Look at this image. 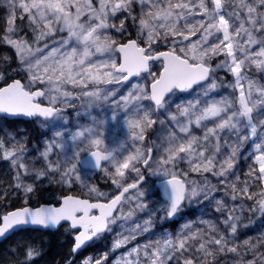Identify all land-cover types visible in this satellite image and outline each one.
<instances>
[{
    "label": "snow or ice",
    "instance_id": "obj_1",
    "mask_svg": "<svg viewBox=\"0 0 264 264\" xmlns=\"http://www.w3.org/2000/svg\"><path fill=\"white\" fill-rule=\"evenodd\" d=\"M8 5L0 42L14 49L24 77L23 82L13 77L0 86V114L57 120L65 111L63 105L71 106L70 100L82 96L93 104L109 101L115 106L109 118L116 120L115 113L121 114L126 139L132 143L106 144L100 121L96 127H78L71 133L55 130L43 149L36 150L35 159L26 163L27 141L21 143L8 132L13 142L6 145L0 138V156L15 169L12 187L22 193L24 206L0 211V238L16 229H50L70 222L69 228L79 231L65 264H77L75 257L88 242L111 233L118 220L131 218V211L127 215L121 211L130 189L136 192V206L147 210L142 185L148 173L161 178L166 199L159 209L149 211L148 219L125 229L127 235L115 233L118 238L109 251L124 247L126 255L114 256L112 264H219L217 256L225 254H232L236 264H264V242L257 246L239 236L245 211L264 214V84L248 75L254 67L264 79V0H8ZM18 18H27L34 44L56 33L61 37L44 42L35 49L40 55H35L28 39L20 36ZM156 61L162 65L158 72L152 70ZM218 70L230 73L232 82L218 84ZM142 74V83L131 81ZM5 77L0 71V81ZM122 82H129L124 93L104 87ZM194 85L201 89L196 99L173 101L177 92H188ZM221 87L231 88V94L212 96ZM154 125L167 134L159 143H145ZM69 140L73 149L67 146ZM246 144L254 151L242 179L237 164L245 159ZM182 162L188 170L177 171ZM84 167L105 172L111 168L118 194L106 203L65 195L59 207L28 206V198L44 180L69 188L83 184L89 193L103 196L82 180ZM189 171L210 173L216 184L207 177L203 186L186 182ZM132 173L135 182L129 183L124 178ZM29 178L31 183L26 182ZM217 192L227 198L215 199V211L221 214L218 222L201 221L206 229L185 223L175 235L166 233L127 247L151 230L156 210L171 219L191 198L213 200ZM93 209L97 215L91 214ZM10 252L15 264H37L43 255L34 244H21ZM79 264H109L108 253L83 256Z\"/></svg>",
    "mask_w": 264,
    "mask_h": 264
},
{
    "label": "rangeland",
    "instance_id": "obj_2",
    "mask_svg": "<svg viewBox=\"0 0 264 264\" xmlns=\"http://www.w3.org/2000/svg\"><path fill=\"white\" fill-rule=\"evenodd\" d=\"M0 10L2 11V15H0V19L6 25V18L8 17V12H9L8 0H0ZM17 15L19 16V13H17ZM125 27H127L126 24ZM132 32H134V29H132ZM112 35L115 37L116 33L113 32ZM54 36H55L54 39H52L49 42V44H51L53 40H59L61 34L59 33L58 35H54ZM193 39H195V37H193ZM161 50H164L163 47L161 48ZM32 53L35 55H40V53H36V52H32ZM220 59H223V57H221ZM215 65H216V60L214 59L212 61V66L215 67ZM161 68L162 65L159 61L154 62L152 65L153 71L158 72ZM19 71H20V76L24 75V72L22 70ZM144 75L145 74H142L140 78H134L131 81L134 83L137 82L142 83ZM248 75L252 76L258 83L264 84V79H261L260 75L255 71L254 67L253 70L248 73ZM216 80L218 84L223 82L225 85H228L232 82L233 77L230 73H227L225 70H218L216 73ZM128 83L129 82H122L120 85L114 84V85H107L104 87L116 88L119 90L117 93L119 94L125 92V89L128 87ZM73 91L78 92L79 89H74ZM200 92H201L200 87L196 85L192 90L188 92H177L173 96V101H179L183 103L188 99H196L199 96ZM231 92H232L231 88L221 87L218 89L217 92L212 93V96L218 99L221 94L230 95ZM44 103L47 104L48 101L45 100ZM69 103L71 106H69V104L63 105L65 111L61 119L45 121L40 118H35L33 120V124L41 129L39 132V137H35L32 134L30 128L17 125L16 127H9V128L0 126V138H3L6 145H10L13 141L9 139L7 133L11 132L15 140L20 141L21 143L27 141V143L25 144V148L28 151V155L25 156L24 158L26 163L30 162V160L32 159H35L36 150L43 149L45 142L53 138L55 130H64L66 131V133H71L76 131L78 127H96L100 121H103V125L102 127H100L99 130L104 133V139L106 144H108L111 147H116V145L122 141L129 145L132 143L130 138L126 139L127 133L120 120L121 114L117 111L115 113L117 116L116 120H111L109 118L110 115L113 114V108L115 107L109 101L96 102L95 104H93L90 101V104L87 107L80 100L79 97L76 100H70ZM75 107H78L80 112L74 109V113L76 114V117L72 120H69L68 117L69 111L71 108H75ZM173 111L174 112L176 111L174 107H173ZM254 118H255V112H254ZM94 121L96 123H94ZM166 124H167V120H166ZM166 134H167L166 131L164 132L161 131L160 126L154 125L146 133L145 143H151L153 141L159 143L160 140L163 139V136ZM196 134L200 135L201 131L197 129ZM67 146L69 149H73L75 147V145L70 140L67 141ZM116 150L119 152L121 148L117 147ZM252 151H254V148H249L248 145L246 144L245 152L242 153V155L245 156V159L240 160V162L237 164V168L239 169V174L242 179L244 173L248 170L249 164L251 163ZM68 154H71V152L69 151ZM4 161H5L3 162L4 170L3 172H0V197L2 198L6 195L7 189H11L12 187L13 184L12 179L14 180V171H15L10 160L4 158ZM40 166H41L40 163L37 161L36 167L39 168ZM180 169L188 170V165L182 162L178 165L177 171H179ZM111 172H112L111 168H108L107 172L101 171L99 169L94 171L83 168L81 175H82V180L84 182H86L89 185H93L97 179L112 183L110 178ZM145 175L148 178L146 179L145 183L142 185V189L146 193L144 201L147 203V210L142 211L140 208L136 206V202H135L136 192L135 190H132V192L133 191L134 192L133 193L130 192L131 194L128 193L129 196L127 197V205L122 211L125 215H127V213L131 211L132 212L131 218H129L127 221L118 220L117 226L113 227V231L111 233L105 232L99 237L95 238L94 243L88 248L87 251H85L81 255L80 260L83 258V256L96 257L101 253H108V262L109 264H112L114 256L117 259H119V257L122 254L126 255L124 247H121L116 252L109 251L114 240L118 238L115 235V233L124 232V234L127 235L128 233L127 231H125V229H131L135 223L141 222L142 219H148L149 211H152L153 209H157L154 203L159 199L160 196H162L158 187H155L157 186V184L155 183L156 184L155 185L152 181L153 178L155 179V181L161 178L156 176H148V173H145ZM134 177L135 174L132 173L130 175H126L124 179L127 182L131 183V182H135ZM205 177H207V179L211 181L212 184H216V179L213 178L210 173L201 174L198 172H191V171H189V175L187 177L186 182L195 181L196 185L203 186ZM26 182L31 183L32 181L29 178ZM43 182L54 185L57 184L54 181L48 182L47 180H44ZM217 187H220V185H217ZM67 189L68 192L75 195H77L76 193L81 190L88 192L87 189L84 188L83 184H80L79 186L74 185L71 188L67 187ZM11 193L15 194L16 191L13 190ZM215 199H227V198L224 196L223 192L214 193L213 200H204L202 196L191 198L182 205L181 211H185V212L181 215V218L178 220L177 218H175L173 222H171L169 218H166V214L163 211H161V213L159 214L160 216L158 217L157 216L158 210H156L154 216H152L151 218L153 224L151 230L147 233L139 235L137 237V240L127 245V247L130 249L132 247V244H135L137 242L143 244L146 241H150V240L154 241L155 239L163 236L166 233L175 235L180 232L182 226L185 223H190L193 229H197V228L206 229L207 225L201 223V221L218 222L221 219V214L215 211V207H216ZM228 203L231 204L232 202L228 200ZM247 203H251V202L249 201ZM250 213L251 212L245 211L242 214V218H241L242 226L239 229L240 241H242L245 238H250L253 243H256L257 246H259L260 242H264V215L261 214L259 218L253 220L250 216ZM121 223H123L124 225L123 228L118 227ZM243 225H247V227H243ZM247 258H251V257L248 256ZM217 260L219 261V264H236L235 260H233L232 258V254L218 255ZM77 264H79V262Z\"/></svg>",
    "mask_w": 264,
    "mask_h": 264
},
{
    "label": "trees",
    "instance_id": "obj_3",
    "mask_svg": "<svg viewBox=\"0 0 264 264\" xmlns=\"http://www.w3.org/2000/svg\"><path fill=\"white\" fill-rule=\"evenodd\" d=\"M0 15H2V11L0 10ZM27 18L24 20L16 19L15 25L18 28H22L23 31L20 32V36L28 39L29 43L32 45V52H35L37 47H43L44 42H50L54 39L55 36H49L46 38V41H41L38 45L34 44L32 41L33 33L27 26ZM126 26L129 28V32H132V28L130 27V22H126ZM6 25L0 19V36L4 35V30ZM56 33L55 35H58ZM4 57L10 58L9 63L4 62ZM18 63L16 60V54L14 49L11 46H8L2 42H0V71L5 72L6 77L4 81H0V86L7 83L11 80V78H20L23 80L24 75L20 76V71L18 68ZM80 100L88 107L90 101L87 97H80ZM74 109L79 111L78 107L71 108L68 114L69 120H72L76 117L74 113ZM69 110V109H68ZM41 119V118H40ZM25 126L31 129L32 134L35 137H39L40 128L33 124V120H21V119H6L3 116H0V126L2 127H16ZM4 158L0 156V172H3ZM13 178V177H12ZM153 183L156 181L153 178ZM13 182V179H12ZM156 185V184H155ZM98 189V191L104 193L103 196H97L95 193H89L86 191H78L76 194L82 197H90L92 199H107L110 195L114 194L118 189L115 185L107 181H101L97 179L92 185ZM157 187V186H155ZM13 187L11 189H7L6 195L2 198L0 197V211L13 209L16 207H20L24 205V199L22 193L16 191L15 194H12ZM134 192V191H133ZM131 192V193H133ZM70 193L68 192L67 186L59 185V184H49L43 181H39L37 185V190L34 195L28 198V205H38L41 203H59L60 198L64 195ZM130 193V194H131ZM125 197V206L127 205V197ZM164 196H160L159 199L154 203V205L159 209L163 202L165 201ZM124 206V208H125ZM123 208V209H124ZM123 209L121 211H123ZM185 211H180L176 216L169 219L171 222L175 220V218L180 219L181 215ZM161 211L158 210L157 216L159 217ZM261 213H250V216L253 220L259 218ZM264 215V214H263ZM74 232L69 228L68 224H63L57 230H40V229H24L20 230L13 235L9 236L3 241H0V260L4 262V264H15V258L11 255L10 249L17 248L21 244H34L37 248L42 250L43 255L37 261V264H65L66 258L69 257L72 247ZM94 243V240L88 244L85 248L81 250L80 253H77L75 260L78 263L80 261L81 255L88 250V248ZM20 259H23L21 256Z\"/></svg>",
    "mask_w": 264,
    "mask_h": 264
},
{
    "label": "water",
    "instance_id": "obj_4",
    "mask_svg": "<svg viewBox=\"0 0 264 264\" xmlns=\"http://www.w3.org/2000/svg\"><path fill=\"white\" fill-rule=\"evenodd\" d=\"M17 78V77H16ZM17 79H20V78H17ZM132 79H134V78H131V80ZM11 82V80L10 81H8L7 83H10ZM22 82H23V80H22ZM6 84V83H5ZM5 84H3V85H1V86H5ZM196 85H194L193 86V88L195 87ZM0 116H3V117H5L6 119H21V120H34L35 118H39V117H26V116H12V115H5V114H0ZM41 119H43V118H41ZM81 158L83 159L84 158V156H81ZM84 169H90V170H94V171H96V170H98V169H95V168H89V167H84ZM160 180L161 179H159V180H157L156 181V184H157V187H158V189H159V191L161 192V194H162V196H164L165 197V194L163 193V191H162V189H161V184H160ZM132 190L133 189H130L129 190V193L130 192H132ZM119 191V190H118ZM118 191L116 192V193H114L113 195H111L109 198H107V199H105V200H102V199H90V198H87V197H81V196H79V195H75V194H72V193H67V194H64L63 196H65V195H73V196H78V197H80V198H82V199H84V198H86V199H89L90 200V202H102V203H106L112 196H114V195H116V194H118ZM128 193H126L125 194V196L127 195ZM62 196V197H63ZM61 197V198H62ZM61 198H60V201H59V203H57V204H55V203H41V204H38V205H35V206H32V205H28V206H30V207H33V208H35V207H39V206H56V207H59L60 206V203H61ZM166 198V197H165ZM24 206V205H23ZM20 207H22V206H20ZM16 208H19V207H16ZM91 214H93V215H97L98 214V210H95V209H93L92 210V213ZM63 224H70V222H61V225L59 226V227H57V228H50V229H44V228H38V227H27V228H25V229H40V230H50V231H53V230H57L58 228H60ZM21 229H16L14 232H12V233H10L8 236H6L5 238H0V241H3V240H5L6 238H8L9 236H11V235H13L14 233H16V232H18V231H20ZM24 230V229H23ZM73 232H74V234H73V241H72V246H73V242H74V236L76 235V234H78V231L79 230H75V229H71ZM93 240H94V238H93ZM92 240V241H93ZM92 241H90V242H88V244H90ZM87 244V245H88ZM85 248V247H84ZM71 249H72V247H71Z\"/></svg>",
    "mask_w": 264,
    "mask_h": 264
}]
</instances>
